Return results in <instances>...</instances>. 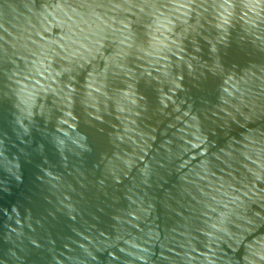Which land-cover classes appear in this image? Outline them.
Wrapping results in <instances>:
<instances>
[{"label":"water","instance_id":"obj_1","mask_svg":"<svg viewBox=\"0 0 264 264\" xmlns=\"http://www.w3.org/2000/svg\"><path fill=\"white\" fill-rule=\"evenodd\" d=\"M0 264H264V0H0Z\"/></svg>","mask_w":264,"mask_h":264}]
</instances>
